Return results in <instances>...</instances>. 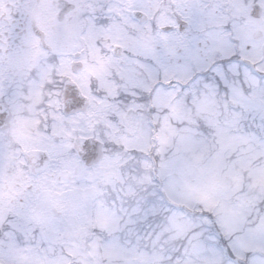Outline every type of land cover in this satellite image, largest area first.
I'll list each match as a JSON object with an SVG mask.
<instances>
[{"label":"snow or ice","instance_id":"obj_1","mask_svg":"<svg viewBox=\"0 0 264 264\" xmlns=\"http://www.w3.org/2000/svg\"><path fill=\"white\" fill-rule=\"evenodd\" d=\"M0 264H264V0H0Z\"/></svg>","mask_w":264,"mask_h":264}]
</instances>
